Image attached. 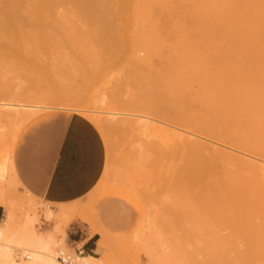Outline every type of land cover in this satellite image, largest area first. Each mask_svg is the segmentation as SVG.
I'll list each match as a JSON object with an SVG mask.
<instances>
[{"label": "bare ground", "instance_id": "1", "mask_svg": "<svg viewBox=\"0 0 264 264\" xmlns=\"http://www.w3.org/2000/svg\"><path fill=\"white\" fill-rule=\"evenodd\" d=\"M107 21H112L111 23L114 22V24H117L106 25L105 22ZM86 32H116L128 37V44L124 47H112L111 55H113V53L117 55V52L118 54H128L132 57V62L142 65L140 68H144V70L140 73L134 68L130 69L129 78L133 81L132 84L134 85V89L137 87L141 90L142 87L143 89L146 87V94L148 96H145L147 97L146 99L143 97L142 93L140 95L141 97L137 94L140 99L139 101L138 99L135 100L134 97L137 98V96H135L136 94L134 93H138L135 92L137 89H131L134 92L132 93L128 88V91H130L132 95L127 91L129 94L127 97L129 98L126 104L134 106L135 103H138V106L141 107L140 109L151 113H160L158 112L159 110L162 112V118L169 121V123L175 124L173 128H170L166 127V125L163 126V124L144 122V126H146L143 131L153 138V143H151L148 148L150 154H148L146 150L149 156L144 157L146 163L142 165V170H144V167L145 169L146 167L148 168L151 162H154L153 164L157 162L159 164L164 163V167L168 170L164 174L169 173V175L167 174L166 176H170L171 179V172L173 176V170L175 171L174 173L178 171L175 166L177 164L175 159L179 161L186 160V162L188 160H194L197 165L195 172L198 175H211L210 179H206L207 186L211 190V198L207 197L210 199L211 215L209 214V210H207L208 212L204 211L205 213L203 212L204 215L202 216L204 219V226L208 224L209 215L212 219V241L208 243L209 236H207L206 233L203 234L204 242L201 239L197 242L198 244L203 242L200 248L202 250V257L198 256L195 259L199 260L203 258L202 263L201 260L198 261L201 264H264V164L260 162L261 159H264V0H0V35L13 34L20 35V37L23 36V38L24 35L30 38L32 35L35 37L46 35L50 38V36L53 37L57 34L58 36L59 34L77 36L78 34ZM57 37L55 36V38ZM47 41L49 40L47 39ZM54 46L56 49L59 47L57 45ZM59 52L60 51H58V53ZM141 52H143L142 55ZM52 53H54V51ZM155 57L162 58L161 60L163 63H160L161 66L156 65V62H154ZM52 61L55 62L54 58H49L48 60H43L42 64L48 65L49 63H53ZM59 62L60 61H58V63ZM63 67L66 68L67 63H65ZM140 68L139 70H141ZM57 85L58 88H60L59 91L52 90V92H43L42 99H46L47 102H42L40 105L27 106L22 103L0 102V122L4 120L3 122L6 121V124L10 123L8 126L10 130L6 135V149L8 150L5 151L6 155L4 158L6 162H9L11 176L17 184H19V182L13 173L11 157H8V154L9 151L10 153L12 152L14 141L21 128L31 118L40 113V111L49 109H70L71 111L84 110L85 112V109H87L86 98L81 94L73 95V93L69 91L71 82L70 85H68L67 82L60 81ZM141 91H139V94ZM118 102L116 101V103ZM191 103L194 104L192 106L197 107L195 111L192 109L194 113L193 111L190 112L188 109V105ZM168 107L176 109V114L180 111V115L177 117L174 115L173 117L168 115L169 113L167 114V111L164 113V110L168 109ZM169 111L172 110L170 109ZM111 112L112 111L108 112V115L112 114ZM158 116L159 115H156V119L160 118V116ZM163 123L166 122L164 121ZM11 124L12 127H10ZM98 124L100 128L104 130H117L119 127L122 129L125 128L124 121L121 120L117 121L114 125L108 123ZM189 131L215 137L219 142L221 141V145H223L222 142L228 143L240 150L243 149L249 152L251 157L247 158L229 153L218 146H209L200 140L191 138L190 135L187 134ZM172 161L176 164L174 165ZM187 163H185L186 166L188 165ZM167 164H173L176 169ZM165 165H167L169 169L171 168L172 171L169 172L170 170ZM178 165L180 164L178 163L177 166ZM154 166L159 167L155 164L153 168H149L154 170ZM183 166L185 167V165ZM183 166L182 168H184ZM159 168L155 167L157 170ZM161 170L163 172V169L160 168V170H158L159 172L157 171L156 173H162ZM179 171L181 175L182 173L184 174L183 170L182 173L181 170ZM141 173L142 174L139 175H142L141 177L143 179L140 181L138 177L137 180H139L137 184L136 177L132 178V176H129L127 179H130V181L127 182L128 180L126 177L128 174L125 177L124 175L126 173H123V176L127 183L132 182L131 178L133 181L136 180L134 181L135 183L132 182L131 185L128 184L129 188H140V185L136 186L139 182L142 184L141 188L144 185L143 189L145 192H141V194L143 193L141 196L142 198H146L147 196L148 199L146 198L145 201L149 200V203L147 201L146 205L149 204L148 206H152V203L155 201L150 202V200L152 201V198L157 196L158 193L156 192H160L161 188L159 187H161L162 184H164L165 188L167 186L170 187L171 184L167 185L166 183V181L169 183L170 180L169 178L167 180L166 176H164L166 178L164 179V177H162L163 175H161L160 178H156L157 174L154 172L153 174H156L154 181L159 179L160 181L158 182L160 186L156 184L157 181L154 182L150 178L154 177V175L151 176L150 173V175L148 174L150 177L147 176L146 179V175H143L144 171ZM146 173L148 172H145V174ZM178 173H176V175H178ZM186 173L184 176H186ZM174 176L170 183H173V186L177 185L178 188L182 178L179 177L180 180L177 184L174 181L177 180L178 177L176 176L174 180ZM148 177L153 182V185L154 183L156 186L159 185L158 187L154 185L156 187V190L153 188L155 194L152 193L154 192L153 190H149L152 188V184H150L152 182L149 181ZM162 178L166 180L165 183ZM117 179L118 178H116V180ZM144 179L148 180V182ZM122 181L120 183H123ZM145 181L147 182L146 184H144ZM126 182L124 181V183ZM195 182H197V180ZM148 183L150 184V186H148L149 188L146 186ZM189 183H191V181ZM164 186H162V188ZM173 186L169 193L174 192H172ZM187 186L188 184L185 187ZM185 187H183V190ZM181 188L182 187H180V189ZM204 188H206V186ZM147 189L150 191V194L152 193V196L150 195L151 199L148 197L149 191ZM180 189H178L179 192ZM186 190L188 192V189ZM175 191L177 190L175 189ZM200 192L201 191H199V193ZM135 193L140 195L139 190L138 193L136 191ZM175 193L177 192H174V194ZM144 194L145 197L143 196ZM174 194L173 196L172 194L168 195L174 197ZM203 194H205L203 196L205 198L206 193ZM189 196L188 198L190 200ZM142 198L140 199L143 201L144 199ZM174 198L172 199L174 200ZM166 199H170V196ZM166 199H162L161 201L158 197V202L161 201V206L167 204ZM183 199L185 202L186 199L184 197ZM177 200L179 202V199ZM162 202H164V204H162ZM174 203L171 204L173 205ZM174 205L176 206V204ZM179 205L177 204L176 207ZM168 207L166 208L169 209ZM155 208L156 207H154L155 211L153 212L160 210ZM166 208L165 210H167ZM168 212L172 214V208L171 210L165 211V216L163 215V218H166V220L167 217H170ZM10 213L11 211L5 217L2 225H0V264H22L17 263L13 257H11V250H9L4 243L6 236H8V231L12 228V222L14 221L12 219L13 215ZM159 215V212L153 213V216H156V219L153 218L155 219L153 222L157 221L159 218L158 222H155V224H159H156V226L154 224V226L156 229L157 226L159 227V225H161L159 227V229L162 227L161 232L166 229V227L168 228V222L170 224L169 226H172L167 229V231L169 230L168 232L172 229L174 230L175 224L177 225V223L181 224L183 222H181L182 218H172L173 221L175 220L173 226L171 223L173 221L170 222L171 218L168 219V222L166 220L163 222L161 217L162 214L161 216ZM185 215L187 216L188 214H184V216ZM174 216L178 217L177 215ZM188 218L190 219V217H186L185 220L188 221ZM191 219L194 221L195 218L193 217ZM177 220L180 222H177ZM193 221L192 223L190 221L188 223H191L190 227L195 225L194 228H196L195 231L198 235L197 228L199 226L196 227L198 223H193ZM188 223H186V225H188ZM179 224L178 226L180 227ZM183 227L182 223L181 228ZM175 228L177 227L175 226ZM187 228L189 230V225L185 227L184 231H186ZM25 229L28 235L26 237L33 242V245L37 243V249L39 245H42L44 248V251L28 249L27 257L30 261H28L27 264H62L55 259V256L46 252L49 242L53 241L52 235L44 237V235L41 232H37L38 229L36 230L34 227H32V230H29L27 227ZM177 230L176 233L179 234L180 231ZM156 231L157 233L159 232L158 229ZM164 231L166 233V230ZM161 232L158 233L160 236ZM23 233H25V231ZM176 233H174V235ZM181 233L182 230L180 234ZM106 234L105 237L102 235L103 239L107 238L106 236H108V234ZM196 234L193 235L195 236ZM166 235L165 237L164 235L162 236L170 241L163 239V237L162 239L167 242L165 243L167 252V249H171V243L173 242L170 238L174 237L169 236V233ZM185 235H188L191 239L194 238V236L191 237L190 233H185ZM135 236L137 237V234ZM155 236L156 237L153 235L158 243L155 242L157 245L154 244V246L156 245L158 248L162 245L163 247V240L159 243L161 238H157L159 235ZM198 236L195 237L197 238ZM132 237L134 238V236ZM136 237L133 240H135ZM179 237H181V235H179ZM185 237L180 239L183 240ZM103 239L100 240V243H102ZM178 239L179 238L174 240V244L175 242H179L181 245L183 243L187 244L186 241H182L181 243V240ZM191 239L188 241V237L185 238V240L192 245H189L191 246V248H189L191 250V255L193 252L196 257L198 254L196 252L194 253L193 250L198 244L194 243L196 247H193L194 244L192 242L190 243ZM108 240L110 239L107 238V240L103 241L107 243L105 246L110 245ZM113 240L110 241L112 242ZM112 243L113 245L115 244L114 241ZM186 244L184 246H186ZM209 244H211V246H209ZM33 245L29 246L33 247ZM101 245L103 246V244ZM149 245L146 247H149ZM181 245H179L180 247H178V243L177 245H173V247L176 246V250L171 249L170 251H177V253L174 251L173 255L176 256V254H178L179 257L181 256L182 258L183 253L186 252L184 250L188 248L183 249V253L182 250L179 252V250L182 249ZM151 246L152 245H150L149 250ZM154 246L152 247L154 248ZM108 247L113 246L110 245ZM197 248L199 249V245ZM197 248L195 251H198ZM106 249L110 248L106 247ZM146 249L147 248H144V253L149 256L151 252L149 251V254H147V252H145ZM152 249L151 251L153 254V251H156ZM189 249L187 251L188 253L190 252ZM164 251L159 252L158 250V254L156 253L157 256L154 255L155 257L153 258H151L152 255H150L151 260L153 259L155 262L160 260V257L161 262L158 261L156 263H162V260V264L166 263L165 259L168 256L166 257L165 254H162ZM187 252L186 254H188ZM111 253H109V255L105 254V256L107 255V257L109 256L112 259L113 256L110 255ZM167 253L173 256L169 251ZM179 257L176 256V258ZM191 257L190 260H187L191 261ZM102 258L105 259L100 261L98 259L96 260L97 263H95L94 261L96 258L94 256L84 255L78 258V264H107L109 262L108 258L107 261L106 257L103 256ZM171 258L172 257L169 256L166 261ZM173 258L171 259L172 262ZM181 258L179 261L182 262ZM103 260L104 263L101 262ZM136 260L138 259H135V261ZM192 260L194 262V259ZM179 261H177V264H179ZM169 262L170 261L167 263H172ZM174 262L176 261L174 260ZM183 264L185 263L183 262Z\"/></svg>", "mask_w": 264, "mask_h": 264}, {"label": "rangeland", "instance_id": "2", "mask_svg": "<svg viewBox=\"0 0 264 264\" xmlns=\"http://www.w3.org/2000/svg\"><path fill=\"white\" fill-rule=\"evenodd\" d=\"M111 22L107 21V22H105V24L106 25L107 24L108 25L117 24V23L114 24V22L113 23H111ZM55 36L57 37L58 34ZM55 36H53V37L50 36V38H49V36H46V35L45 36H38V37L37 36L35 37L34 35H32L30 38V37H27V35H24V38H23V36L20 37V35L18 36V35H13V34L12 35H10V34L9 35H0V102L22 103L23 105L25 104L27 106L40 105L42 102H45V103L47 102L46 99H44V100L42 99L43 98L42 95H43L44 91L45 92H49V91L52 92V90H58L59 91L60 88H58L57 84L60 81L65 82V83L67 82L68 85H70V82H71V86L69 87V91L72 92L73 95L81 94L86 98V106H87L86 108L87 109H85L86 110L85 112H84V110H79V111L72 110L71 111L70 109L69 110L68 109H49V110H45V111H40V113H38L37 115L42 114V113H46V112H50V111H67V112H75V113H78V114L86 117L88 120H90L98 128V130L102 136V139L104 142V147H105V152H106V162H105L104 171H103V174L100 178V181L98 182L96 187L84 199L77 201L73 205H70V206L65 207V208H61V209L50 208L46 204H44L42 201H40V200L34 198L33 196L29 195L28 193H26L21 188V186L19 184H17L14 181V179L12 178L10 168H9V162H6L5 158H4L6 155L5 151L8 150V149H6L7 148V144H6L7 143V139H6L7 137H6V135H7V132L10 130V128L8 127L10 123L6 124L5 123L6 121L3 122L4 120L3 121L1 120L2 122H0V125L2 126V129L0 126V131H1V134H0V195H2V196H0V204L4 208V212H5L4 218L8 215V213L10 211H11L10 214L13 215L12 219L14 221L12 220L13 221L12 222L13 225L11 224L12 228L10 229V231H8L9 232L8 236H6L7 240L5 239L6 242L4 241V243L7 245L9 250H11L10 251L11 257H13V259L17 263L27 264V262L30 261V259L28 257L25 258V256H24L19 260L15 259L14 252L16 250L21 251L23 253V255H26V256L28 254L27 253L28 249L44 251V248L42 247V245H39V248L37 249L38 244L35 243L36 246L33 245V242H31L28 239V237H26L28 235H27L25 228L27 227V228H29V230H32V227H34V229H36V230L38 229L37 232H41L44 235V237H46L47 235L53 236V238H52L53 241L49 242V245H48V248L46 249V252L55 256L56 257L55 259H57L62 264H65V263L60 261V259L58 258L60 252H62L65 255H71L72 257H74L72 264H78V260H79L78 258L80 256L87 255L86 252H83L81 255H79L76 258L75 256H77V254L74 251V247H75L76 242H79V241L83 240V238H86V233L88 236L95 234L97 237L96 246H97L98 250L96 252L90 253L92 256H94L96 258L94 261L95 263H97L96 260H98V259H99V261L102 259H105V258H102L104 256V257H106V261L108 258L109 264H153L154 260L153 259L151 260V258L155 257L154 255H156V253L158 254L157 251L159 250V252L160 251L163 252L165 250L164 253H162V254H165L166 257L168 256L166 259H168L169 256L172 258L174 256V258H175V259L173 258V262L171 261L172 258L170 260H167V261L165 259V262L167 263L168 261H170L169 263L172 262L171 264H173V263L177 264V261H179L181 256L179 257V255L176 254V256L179 257V258H176V256L173 255V252L176 250L175 249L176 246L173 247V245H177V243H178V247H180L179 245H181V244L179 242H177V243L175 242V244H174V240L177 238L180 239V238L186 236L185 238L188 237V241H189V239H191V238L188 236L189 234L185 235V233L186 234L190 233L191 237L194 236L193 234H196V231H195L196 228H194L195 225L194 226L192 225L190 227V225L193 221V219H191V218L194 217L196 219V221L194 219L193 223H196V224L198 223V225H196V227L199 226L197 228V233L199 236L196 234L195 236H198V237L196 238L194 236L195 239L194 238L191 239L190 243L192 242L193 244L194 243L198 244L197 242H199L200 239L203 240V242H204V239H203L204 233H206L207 236H209L208 237V243L212 241L211 236H212L213 229H212V223H211L212 219L210 217L211 206L209 204L210 199H208V198H211L210 197L211 190L207 186V181H206V179H210L211 175H207V176L206 175L200 176V174L198 175L195 172L197 165L194 162V160H190V161L188 160L187 162H189V163H187L186 160L179 161V160L175 159L176 160L175 162H177V164L179 163L181 165V166L180 165L177 166V164L172 161L174 163V165L176 164L175 166H176L177 170L178 171L181 170V173L184 171V174L182 173V175L180 174V171H179V173H178V171H176V173H178V175H176V173H174L175 171L173 170V176L175 175L174 180L176 179V176L178 177V179L175 180L174 182L179 183V180H180L179 177L182 178V181H180V184L178 185L179 187L177 188V185L173 186L174 184L170 183V181L173 180V176H172V172H171L172 170H171V168L169 169L168 166H170V167L173 166V168H175V166L173 164L172 165L167 164L168 166L165 165L170 170L169 172H171V179H170V176L169 177L166 176L167 174L169 175V173L164 174V173H166V171H168L166 169V167H164V163H162L163 165L161 163L159 164L158 162L155 163L156 165H158L160 168L163 169V172L161 170L162 173H158V174L156 173L158 170H160V168L157 166H154L155 171L150 169L151 167L153 168V165H155V164H153L154 162H151L152 164L150 163L148 165V168L150 167L149 169L146 167V169H147L146 170L144 167V170H142L143 169L142 165L146 163V161H144V157L149 156L148 154H150V152L148 151V148L150 147V144L153 143V138L151 136H148L143 131L145 126H146V125L144 126V122H153V123H157L160 125L163 124V126L166 125V127H170V128H173V126H175V124L171 123V122L169 123V121L162 118V114H161L162 112L159 110H158V112H160V113H151V112L140 109L141 107L138 106V103H135L134 106L126 104L127 99L129 98V97H127L129 95L127 93L128 88L130 89V91L132 93H134L131 90V89H134V87H133L134 85L132 84L133 81L129 78L130 72H131L130 69L134 68L137 71H139V73L142 70H144V68H142V69L140 68V66L142 67V65L137 64L136 62H132V57H130V55H128V54H126V55L123 53L118 54V52H117V55H115L116 53H113V55H111L112 47H114V46L124 47L128 44L127 43V41H129L128 37H125L124 35L116 33V32H107V33L106 32H102V33L101 32H91V33L86 32L83 34H78L77 36H66V35L59 34V36L57 38H55ZM41 37H43V38H41ZM45 37H46V39H45ZM47 39L49 41H47ZM50 39H52V40H50ZM37 42H38V45H37ZM52 42L54 43V45L59 46L57 48L58 50L55 48V46L53 45ZM57 42H59L60 44ZM61 44L64 46H62ZM53 51H54V53H52ZM56 51H57V53H56ZM58 51H60V52L58 53ZM142 53L143 52H141V55H142ZM49 58H51V59L54 58L55 62L57 61L56 64L53 61H52L53 63H49L48 65L42 64L43 60H46V59L48 60ZM161 59H160V57L154 58V62H156V65L161 66L160 65V63L162 62ZM58 61H60L61 63L60 62L58 63ZM157 61H158V63H157ZM65 63H67L66 68L68 70L63 67V65H65ZM136 65H138V66H136ZM139 68L141 70H139ZM126 78H127V80H126ZM127 85H128V87H127ZM135 89H137L135 92H138V93H134V94H136L135 96H137V94L140 96L142 93L143 97L147 99V97H145V96H148L146 94L147 93L146 87H144V89L142 87L141 90H143V91H141L137 87H135ZM130 91H128V92L131 94ZM139 91H141L140 94H139ZM116 95L118 98L116 97ZM139 96H137V98L134 97L135 100L138 99V101H139V99H140ZM116 101L117 102L119 101V102L116 103ZM138 101H136V102H138ZM192 105H194V104L191 103L190 105H188V109L190 110V112H192L193 110L195 111L197 108V107L192 106ZM169 108L172 111H169L170 110ZM107 111L108 112L112 111L111 112L112 114L108 115ZM165 111H167V114L169 113L168 115L173 116V117H174V115L176 117L180 115L179 114L180 111L178 112V114H176L177 111L173 107H168V109L164 110V113H166ZM194 111H193V113H194ZM156 115L160 116V118H158L159 120L156 119L157 118ZM119 120L124 121V124H125L124 129L119 127L118 128L119 130L118 129L117 130L116 129L104 130V129H101L99 124H98V123H104V124L108 123V124L114 125ZM164 121L166 123H163ZM10 127H12V124L10 125ZM187 134H189L191 138L200 140L201 142H204V143L208 144L209 146H218V147L223 148L224 150H226L229 153L237 154V155L247 157V158L251 157L250 153L243 150V149L240 150L239 148H236V147H234L228 143L226 144L223 142H222L223 145H221L220 144L221 141L219 142V140L216 139L215 137L205 136V135H202V134L195 132V131H189V133L187 132ZM146 150L148 151V154H147ZM8 157H10V151H9ZM184 162L187 163L188 165L186 166V164ZM260 162L264 164V159H261ZM191 163H193V164H191ZM189 164H190V166L191 165L192 166L190 167ZM183 165H185V167H187L188 170ZM179 166L181 167V169ZM182 166L184 168H182ZM155 167L159 168V169L157 170V169H155ZM140 169H141V171H140ZM189 169H190V171H189ZM142 171H144L143 175L144 176L146 175L145 176L146 179H147V176H149L151 173V176L154 175V177H150V176L149 177L153 181H154L156 174H157L156 178L157 177L160 178L161 175H163L162 177L166 176L167 180H168V178L170 180L168 183V181L164 180V179H166L165 177H164V179L162 178L164 183L166 181L167 185L171 184L170 187L166 185L167 186L166 188H165L164 184H162V186H164L162 188V186L158 182V181H160L159 179L155 180V181H157L156 184H159L161 186V187H159V188H161V190H160V192H156L158 194H157V196L152 198V201L150 200V202L155 201L154 203H152L153 204L152 206H148L149 204L146 205L147 201L149 203V200L145 201L147 196H146V198H142V196H141L143 194V193L141 194V192H145V190L143 189L144 185L141 188L142 184L139 182V184L136 186L140 185V188L135 187L139 190L140 195L135 193V191L138 193L137 189H135L134 187H130L131 188L130 189L129 185H128V184L131 185L132 182L135 183L134 181H136L138 177L140 178V181H141L143 178L141 177L142 175L140 176L139 174H142L141 173ZM145 172H148V173L145 174ZM154 172L156 174H153ZM123 173H126L124 175L125 177L128 174L126 179L129 176H132V178L136 177L135 178L136 180L133 181L131 178L132 182L127 183L130 181V179L129 180L127 179L128 181L126 182V180L123 176ZM185 173H186V176H184ZM121 174H122V176H121ZM189 176H190V178H189ZM122 177H123V179H122ZM183 177L184 178L186 177L187 179L186 178L184 179ZM116 178H118L117 179L118 181L116 180ZM150 178H149V181L152 182ZM202 178H204V179H202ZM146 179H144V180H146ZM138 180L136 181V184H137ZM189 180L191 181V183H189L190 182ZM196 180L198 183L195 182ZM121 181L123 183H120ZM124 181L126 183H124ZM146 181L148 182V180H146ZM146 181L144 184L147 183ZM163 181L161 180L162 183H163ZM204 181H206V182H204ZM185 182L188 184L187 187H185L187 185ZM149 183H148V185H146L148 187V186H150V184H152V188L150 187L151 189H149V190H153V188H155V190H156V187L159 186V185L156 186V184L154 183V185L156 186L155 187L153 185V182L150 184ZM181 184L184 186H182ZM195 185H196V188H195ZM172 186H173V188H175L177 190V191H175V189L172 188V192L174 191V192H177L179 194H177V193L174 194V192L169 193V192H171ZM205 186H206V188H204ZM147 187H145V188H147ZM180 187H182V188L180 189ZM183 187H185L184 190H183ZM178 189H180V192L178 191ZM186 189H188V192ZM193 189L194 190L196 189V190L194 191ZM155 190H153L154 192H152V193L155 194ZM157 190H158V188H157ZM184 191H186V192H184ZM192 191H193V193H192ZM199 191H201V192L199 193ZM152 193L150 194V191H149V195H148L149 198H150V195L152 196ZM203 193H206L205 198L203 197L205 195ZM168 194H172V196L174 194L175 198L172 197L171 195H168ZM201 194H202V196H201ZM143 196L145 197V194ZM168 196H170V199L167 200L166 198H168ZM177 196H179V197H177ZM188 196L190 197V200H189ZM158 197L161 201H162V199H166L167 204L161 206V201L158 202ZM183 197L186 199L185 202H184ZM140 198H142L144 200L142 201ZM156 198H157V201H156ZM172 198H174V200ZM180 198H182V199H180ZM200 198H201V200H200ZM177 199H179V202ZM206 199H207V201H206ZM193 200L195 203L193 202ZM174 201H175V203H174ZM164 202H165V200H164ZM164 202H162V204H164ZM189 202H190V204H189ZM171 203L176 204V206H177V204L178 205L180 204L178 206L180 208L176 207L174 204L172 205ZM184 205H185V207H184ZM193 206H195V207H193ZM154 207H156L155 209H160L157 211L160 214L159 216H161V214H162L161 217H162L163 222H164V220H166V218L165 219L163 218L165 211L171 210V208H172L173 213L171 214L170 212H168V215L170 216L169 218H171L170 222L173 221L172 218L173 219H181L182 218L181 222L183 221L182 222L183 226H184L183 228H181L182 223L181 224L177 223V225L175 224V226L177 228L179 227L178 224L180 225V227H179L180 230H179V228H178V230H177V228H175V226L173 224V223H175V220L173 222H171L174 226V230L176 229L177 231H180V232L182 230V233L180 234V232H179V234H178V233H176V230L174 231L173 229L170 230V232H168L169 230L167 231V229H169V227L170 228L172 227V226H169L170 225L168 222L169 218L167 216H166L167 217L166 221L168 222L167 223L168 228L166 227V229H164V226H166V225L163 226V229L166 230V233L164 230H162V232H164V233L161 232L162 227L159 229V227L161 225H159V227L157 226L155 229V226L157 224V223L155 224V222H158L159 218L157 217L158 218L157 221L153 222L156 219L155 218L156 216H153V213H158L157 211L153 212V211H155ZM166 207H168L169 209H167ZM165 208L167 210H165ZM182 209H184V210H182ZM194 210H195V212H194ZM207 210H209L210 215L208 214L209 217H208L207 226H204V221H203L204 219H203L202 215H204V213H205L204 211L208 212ZM184 211H186V212H184ZM198 212L199 213L201 212V213L199 214ZM173 214L177 215L178 217L174 216ZM179 214L183 215V216H180ZM184 214H188V215L184 216ZM196 214H199V215H196ZM154 215H156V214H154ZM186 217H190V219L188 218V221H187V220H185ZM153 218H155V219H153ZM197 218H199V219H197ZM162 220H161V222H162ZM189 221L191 222L190 224L188 223ZM177 222H180V221L177 220ZM2 223H3V221L1 222L0 225H2ZM184 223H185V225H184ZM186 223H188V225H189V230L187 228V230L184 231L185 227L188 226V225H186ZM154 224H155V226H154ZM160 224H162V223H160ZM157 229L159 230L158 233L161 232V236H160V234L157 233V231H156ZM21 230L23 232L25 231L26 234L23 233ZM104 233L108 234V236H106V237L109 238L110 240L114 239L113 240L115 243L114 245L112 243L113 241L111 242L110 240H108L110 242V245L113 247H108L110 245L105 246L107 243L106 242L104 243L103 241L107 240V238H105V239L102 238L103 236L105 237ZM155 233H157V234H155ZM168 233H169V236L174 237V238H170L173 241L171 243L172 246L170 244L169 245L171 246L170 247L171 249H175V250L170 251L171 249L169 247L168 248L170 250L167 249V252L169 251V253L172 254L173 256L168 255V253L166 252L165 243H167V242L163 240V239H165L164 237L167 236L166 234H168ZM170 233H171V235H170ZM174 233H176V234L174 235ZM130 234H132V235H130ZM136 234H137V237L135 236ZM142 235H143V238H142ZM153 235H154V237H156L155 235H159V236H157V238H159V239L161 238V240H159V243H160V241L163 240L162 241V243L164 242L163 247H162V245L159 244L161 247L157 248L156 243H158V242H156ZM162 235H164V237ZM179 235H181V237H179ZM12 236H13V238H12ZM132 236H134V238L136 237V239L133 240L134 238ZM23 237L25 240L23 239ZM162 237H163V239H162ZM185 238L183 240L180 239L181 243H182V241L187 242V244L183 243L181 245L182 249H180V250L178 249L179 252H181V250H182V253H183V249H185V248L189 249L192 246L191 244L188 243L187 240H185ZM101 239H103L102 243H100ZM168 239H169V237H168ZM8 240H9V242H8ZM22 240H23V242H22ZM28 240H29V242H28ZM118 240H119V242H118ZM120 240H121V242H120ZM153 240H155V241H153ZM165 240H167V238ZM178 240H176V241H178ZM167 241H170V240H167ZM203 242L200 243L201 245L198 244L199 249L197 248L198 245H197V247L195 246V244L193 246V247H196L198 250V251H195L196 248L193 250L194 253L196 252L198 254V255L196 254L197 255L196 257H195V254H193V252L191 255L190 249H189L190 252L188 253L187 252L188 249H187L184 251H186L188 254H186V252L183 253V255H182L183 257L181 258L182 262L179 261L178 263L183 264V262H184L185 264H188V261L190 260V257L192 256L191 261H189V264H193V263L194 264H201L203 262V258H200L199 260L198 259L196 260L195 258H197L198 256L202 257L201 256L202 250L200 248L202 247ZM119 243H121V244H119ZM101 244H103V246ZM117 244H119V245H117ZM147 244L148 245L150 244L152 246H154V244H156V245L154 246V248L151 246V248L149 250L150 245H149V247H146V246H148ZM185 244H186V246H184ZM29 245H31V246L33 245V247H31ZM144 245H145V247H144ZM189 245H191V246H189ZM114 246H116V247H114ZM209 246H211V244H209ZM106 247L110 248V249H106ZM121 247H122V249H121ZM124 247L125 248L129 247V248L125 249ZM142 247H143V249H142ZM193 247H192V249H193ZM144 248H147L145 251V252H147V254H149L148 253L149 251L151 252V254H149V256L144 253ZM151 249L155 250L156 252L153 251V254H152ZM25 250H27V251H25ZM109 250H111V251H109ZM175 252L177 253V251H175ZM109 253H111L110 255L113 256L112 259L109 256L107 257V255H109ZM105 254H107V255L105 256ZM159 254H161V253H159ZM150 255H152L151 258H150ZM187 255H189V256H187ZM135 259H138L139 261L138 260L135 261ZM159 259L161 260L160 257H159ZM187 259H189V260H187ZM192 259H194V262ZM160 260L155 261L154 264H157L156 262H158V261L161 262ZM174 260L176 262H174ZM200 260H201V263L198 262ZM106 261H105V263H106ZM101 262L104 263V260ZM162 263H163V260H162ZM162 263H159V264H162ZM166 263H164V264H166Z\"/></svg>", "mask_w": 264, "mask_h": 264}, {"label": "crops", "instance_id": "3", "mask_svg": "<svg viewBox=\"0 0 264 264\" xmlns=\"http://www.w3.org/2000/svg\"><path fill=\"white\" fill-rule=\"evenodd\" d=\"M10 154L21 188L53 209L84 199L100 181L106 162L98 128L86 117L67 111L31 118L19 131ZM4 215L0 204V224ZM96 244V235L86 233L75 246L91 255L98 250Z\"/></svg>", "mask_w": 264, "mask_h": 264}, {"label": "built area", "instance_id": "4", "mask_svg": "<svg viewBox=\"0 0 264 264\" xmlns=\"http://www.w3.org/2000/svg\"><path fill=\"white\" fill-rule=\"evenodd\" d=\"M74 251L77 254V256H75L76 258L84 252L82 247H77V246L74 247ZM14 255H15V259H17V260L21 259L24 256H25V258L27 257L26 255H23V253L19 250H16L14 252ZM58 258L60 259V261H62L65 264H72L73 259H74V257H72L71 255H65L62 252L59 253Z\"/></svg>", "mask_w": 264, "mask_h": 264}]
</instances>
